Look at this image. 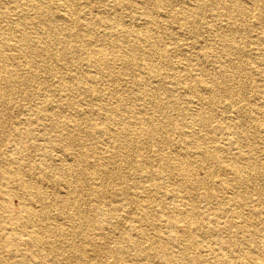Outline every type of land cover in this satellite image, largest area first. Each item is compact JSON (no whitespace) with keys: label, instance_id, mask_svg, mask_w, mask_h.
Returning <instances> with one entry per match:
<instances>
[{"label":"rangeland","instance_id":"1","mask_svg":"<svg viewBox=\"0 0 264 264\" xmlns=\"http://www.w3.org/2000/svg\"><path fill=\"white\" fill-rule=\"evenodd\" d=\"M139 1L122 0V3H120V0H73V6L65 0H44L45 4L54 7L59 15L63 13L67 17L65 22L68 21L70 24L73 22L74 30L77 29L76 27H80L78 25L80 23L91 22L93 24L92 28L96 30V32L92 31L91 33L97 36L98 34L99 36H104L100 35L101 32L110 30L99 25L100 18L103 19L107 13H113L114 11L120 16L123 25H128L130 28L148 27L150 30L148 38L152 41H160L159 50L161 52L158 51L160 55L153 56L154 60L152 59V63L147 64L140 54V59L137 61L139 66L136 69H127L122 72L119 78H115L113 75L121 67V62L116 57L114 49L109 51V45L105 42L94 41V43L102 44L109 51L112 69L106 73L97 65L92 64L87 56L85 48L94 43L85 47V45L79 43L81 42L80 38L76 40L77 47L74 49L69 43L67 44V48L64 51L68 56H75L72 60L74 62L59 72L55 58L61 52L60 46L62 42L69 40L67 33L62 31V29L56 34H47L46 37H44L45 34H40L42 36L40 42H46L47 46L51 45L47 47L46 54L39 58L37 64L30 67L25 63L19 49L23 41L21 42L17 36L15 30L17 26L14 24V27L11 22L13 23L19 17L22 7H18V5L21 4L25 5L24 7L28 9L27 12H30V16H37L38 14L36 10L31 9L28 0H0V29L7 27L9 29L8 36L11 38L10 40L7 34L0 36V57L3 59L4 56L12 55L16 52V55H12L15 57L11 62L4 63L0 61V70L3 73L12 71L14 79V84H12L0 75V89L9 83L6 92L1 93L0 91V264H17V259H20L22 254L29 255L30 259L35 262L38 261L39 264H93L94 262L95 264H115L113 258L116 253L118 255V248L127 245V243L123 239L120 240L119 236L113 232L114 230L111 229L112 225L114 227L115 225L129 227L134 237L139 239L134 226L137 224L136 219L139 218L141 211H143L141 207L144 202L147 203V205H144V209H147L151 215H161V218L164 219L172 210L174 203L187 201L186 198L184 201H179L178 198H174L175 200L172 201L169 198H164L165 196H160L161 194L168 195L169 193H176L177 196L182 195L177 189L181 181L179 177H170L168 173L161 170V161L160 159L156 160L154 151L160 149L162 152H169L168 156H172L173 151L177 153V150L180 149L179 126L195 133L202 129L193 120L192 113L194 109H212L214 114L210 121L212 125L219 124L223 120L236 121L238 116L235 117L232 109H247L244 113V116H248L244 119V122L246 121L245 129L252 123L250 117L256 119L254 118V109H259L261 102H264V96L259 94L257 90L264 85V80L259 75L251 73L245 79L242 75L234 74L232 82L234 95L231 97L223 91L218 97L210 99L208 91L203 89V87L201 88V84L210 80L212 78L211 75L218 73L220 68L230 69L231 66L237 65L242 61L246 63V66L255 67L260 65V59L264 57V3L250 4L247 2L246 11L241 15H238L237 12L229 13L222 4H219L214 7L219 10V16L214 18L212 10L206 4L207 0H196L197 3H202L206 6H203L194 15L190 10L182 14L180 10L182 1L168 0L170 3L168 8L169 16H167V12L161 9L155 10L153 4L149 5L157 20L156 24H150L149 18L143 9H134V6H131ZM194 1L188 0L189 9L197 4L193 3ZM116 3H120V5ZM164 19L167 22H162ZM226 19H233L236 22L237 28L235 31L231 29L230 25H226ZM215 21L218 22L219 26L216 30H213L212 24ZM121 29L125 28L117 27L112 29L114 31H112L113 35L111 37L117 38ZM26 30L32 36L36 35V31L32 26H27ZM41 30L39 32H43V29ZM215 31L219 37L214 35ZM127 35L130 40L134 38L130 33H127ZM83 36L85 37V34ZM222 36L229 37L232 43H241L239 44L241 47L244 44L245 51L243 55L237 56L233 50H230L226 42L223 41ZM6 38L15 44V49L12 45V51L5 45ZM164 56L169 58L172 68L169 71L171 74L168 78H165L161 73L165 69V66L162 67L163 69L161 68ZM151 65L155 66L153 70L149 69ZM157 66L158 72L155 71ZM195 79L201 81L200 88L194 85ZM148 82H161V91L155 93V91L146 90L145 84L148 85ZM78 83L81 87L77 89L74 86H77ZM222 87H227V83H223ZM164 88L171 90L170 105L168 100L163 97L162 91ZM145 101L147 102L145 103ZM156 102L160 103L158 106L160 109L154 105ZM132 103L134 109L135 107H141L142 117L145 119L153 117L155 122L160 127H163L165 137L167 136L169 140V145L167 143L168 146L166 148V146H157L155 143L154 145L152 143H144L141 145L142 148L138 150L137 141L140 138H137L135 134H131L134 149L129 146H126V148L129 151L138 150L139 153H137V156H131V162L127 167L125 163L121 162L117 154L116 149L119 146V141L99 133L100 126L98 125L105 120L103 119L105 117L104 113L108 115L109 111L112 110V114L120 119L129 116L130 113L127 112V109ZM106 109L109 110L107 111ZM138 110L136 109L137 112ZM165 114L170 115L169 122L163 120ZM69 116L73 117L72 121L69 120ZM52 122L58 123L59 133H64L77 127L79 145L69 146V150L61 146L49 147L46 139L51 136L54 137L56 133V129L51 126ZM136 122L146 123L142 120ZM109 125L113 124L109 123ZM118 126L122 127L123 125ZM119 130L121 131V129ZM199 133L197 135L204 136V140L209 145L219 143L224 136L219 130L212 131L211 129H203ZM258 133L260 139L254 143L252 138L240 140V143L243 144L242 149L254 146V144L257 146V142L260 140L261 146L264 147V128H261ZM234 135H239V132ZM57 143L61 144L60 141ZM45 146L48 147L43 149ZM76 153H78L80 164L82 165H85L88 161L103 162L105 166L117 173L115 178H111L108 175L102 176L103 186L113 189V193L111 192L108 196L101 194V184L99 182H95L98 183L95 184L89 180L92 176L89 173L91 172L90 169L85 167V171L80 175L81 186L76 198H78L84 209L87 208L88 214L93 218L95 224L101 222L104 237L101 238L98 235L97 232L99 230L97 229H93L92 236L107 249V252L99 253L92 261L91 259L89 261L86 259L88 256L91 257L89 252L85 258L78 254L77 256L75 253L80 247H88L83 238L84 235L80 233V227H84L85 222L68 214L67 210L56 200L51 201L53 198L46 203L43 198H37L34 192L20 194L17 187V177H13L16 167L20 166L21 175L25 176L30 183L39 180L42 190L47 192L48 196H51L50 193L56 190L64 193L69 190L68 185L65 183L68 177L60 181L63 178V174L60 173L57 167L60 166L61 168L62 166L65 168L70 166L73 169L76 162ZM222 153L227 157L225 158L227 160L234 156L233 151L229 149L224 150ZM13 157H16V162L12 160ZM141 157L149 160L148 176H145L142 171L136 170L138 161L142 159ZM261 161H264V159ZM210 168L209 163L197 166L194 170L195 177L204 179L207 170ZM46 171L47 177L42 178V173ZM214 173L210 176L212 180L221 177L219 172ZM74 174L75 169L71 170L69 175L72 176ZM120 174L123 176L124 183L120 179ZM257 178L262 180L263 177L258 176ZM155 183L157 184L154 185ZM124 184L130 189V192L135 191L140 194L138 198L134 199V201L141 204L140 207L134 202L126 203L127 205L124 203L122 194H120V189L124 187ZM146 188L150 189L151 192L149 194L145 191ZM202 190L201 186L196 187L195 191L193 190L192 202L194 208L200 213L199 220L201 222L203 220L208 221L210 218L213 221L211 226L214 231L207 234L208 236L205 235L206 237L198 239L213 247H216L220 241L236 243L235 241L238 240L245 245L242 249H251L253 243L247 242L246 235L234 233L229 228L228 222L222 216L217 215L218 213L215 211L212 200H209ZM238 190L243 192L242 194L246 200L247 198L249 200L248 202L246 201L248 206L245 210L241 207L245 214H248L246 211L253 207L258 208L260 211L259 216L262 221L256 226L261 228L263 232L258 240L264 241V200L259 197L260 195L253 188L246 190L238 188ZM16 192L21 197L16 195ZM225 192L228 193L229 190H225ZM151 193H154L155 196ZM260 194L264 195V185L261 187ZM131 195L132 193H130ZM106 202L116 209L117 218L105 219L102 213L91 209L97 203L102 206ZM23 203L28 204L33 210H39L42 207L46 211V216L38 219L30 217L29 212L21 208ZM179 207V210H184L185 208L181 204ZM9 214H12L11 216L15 217L19 224L24 223L26 228L22 226L16 229L14 223L7 217ZM257 217V214L253 216V218ZM166 226L165 223H160L156 224L155 227L148 224L143 227H145L144 231L149 239L154 240L153 234L155 232L162 233V231L164 234L167 230ZM181 227H183L182 224L177 223L174 226V231L178 233L177 229ZM29 230L40 231L44 241L41 246L35 247L34 243L28 240ZM195 238H180V240H176V238L171 239L167 235L158 239V241L154 240L155 243L151 247L149 246V240L144 239L143 241H138L141 249L144 248L142 251L139 248H135V250L129 249L124 261L119 262L130 263L134 261L132 258H135V261L139 260L143 264H183L180 260L181 256L187 259L198 252H200V256L202 254L203 258L205 252L197 250V246L193 245L198 240L196 239L195 241ZM116 241L118 242L117 244ZM185 243H192L186 247V251L183 247ZM53 245H57L58 249L52 247ZM161 245H164L163 251L165 254L160 252ZM28 248L36 250L31 253ZM240 253V250H236L234 254L238 256Z\"/></svg>","mask_w":264,"mask_h":264},{"label":"bare ground","instance_id":"2","mask_svg":"<svg viewBox=\"0 0 264 264\" xmlns=\"http://www.w3.org/2000/svg\"><path fill=\"white\" fill-rule=\"evenodd\" d=\"M65 1L69 2V4H72L74 6L73 0H65ZM180 1H182L181 6H180V10L182 14H185L190 10V12L194 15L197 12H199L203 8V6H206L202 3H197L195 0L193 3L195 4L197 3V4L193 5L194 7L192 6V8L189 9L188 0H180ZM207 1L208 2L206 4L212 10V16L214 18L219 16V12H218L219 10L214 8L215 6L219 4H222L224 8L226 9V11H228L229 13L237 12L238 15H241L246 11L245 6L247 2H249L250 4L264 3V0H207ZM120 3H122V0H120ZM120 3H116V4L120 5ZM28 4L31 7V9L36 10L38 15L30 16L29 15L30 12H27L28 9L24 7L25 6L24 4H21V5H18V7L19 6L22 7L21 13L19 17L15 19L13 23L11 22V24L13 26L14 24L17 26V28L14 26L17 32V36L19 37L21 42L23 41L19 49H20V52L22 53V56L24 57L25 63L28 64L30 67L37 64V61L39 60V58L43 57L46 54L47 49H48L47 47L51 45L50 44L47 46L46 42L43 43L42 40H41L42 42H40V39L42 37L40 34H43V35L45 34L44 37H46L47 34H56L61 29L62 31H65L67 33V37L69 38V40L62 42V45L60 46L61 52L59 56L55 58L58 64L59 72L69 67V65L74 62L72 60L75 58V56H71V55L68 56L64 50L67 48L66 46L68 43L70 44V46H72L73 49L76 48L77 47L76 40L79 38L81 41L79 43L82 45H85V47L93 44L94 41L96 42L100 41V42H105L107 45H109L108 46L109 51L110 49H114V52L116 53V57L121 62V67L119 68V70L116 71L117 73L113 75L115 78H119L122 72H124L127 69H130V68L136 69V67L139 66L137 61L138 59H140V54L143 60L147 62V64L152 63L153 56L160 55L158 53V51H160L159 50L160 41L159 40L152 41L148 38L149 36L148 33L150 32L148 27L130 28L128 25H123L122 21L120 20V16L116 14L115 11L113 13H107L103 17V19L100 18L99 25L104 28L110 29V30L101 32L100 35H104V36H99V34L97 36L96 34L91 33L92 31L96 32V30L92 28L93 24L91 22H83V23L78 24L80 27H76L77 28L76 29L77 31H76L74 30V27L72 26L73 22L71 24L68 23V21L65 22V18L67 20V17L63 13H61L62 15H59L56 9L54 7L47 6L44 0H28ZM150 4H153L155 6V10L161 9L162 11L167 12V16H169L168 8H169L170 3L168 2V0H140L138 3L136 2L131 6H134V9H138V8L143 9L145 11L146 16L149 18L150 24H156L157 20L153 15L151 6H149ZM162 22H167V20L164 19ZM29 25L35 29L36 31L35 36H32L31 34H29L28 31L26 30V27ZM226 25H230L233 31H235V29L237 28L236 22L233 19L232 20L226 19ZM212 26H213V30H216L219 24L218 22L215 21V23H213ZM117 27H120V28L123 27L127 30L121 29L118 32L120 33V35H118L117 38H113L111 37L113 35L112 31H114L112 29H115ZM41 29H43V32H39V31H42ZM82 32L85 34V37L83 36L84 34ZM127 33H130L134 38L130 40ZM2 34H7V37L11 40V38L8 36L9 29L7 27L0 29V36ZM214 35L216 37L217 36L219 37L216 31ZM263 36H264V32H263ZM8 38H6L5 40V45L8 47V49L12 51L13 50L12 45L14 46V49H15V44L11 42L10 40H8ZM222 38H223V41L226 42L227 47L230 50H233L237 56L243 55V52L245 51L244 44H243V47H241L239 45L241 43H232L229 37L222 36ZM96 42L93 45L85 48L87 50V56L90 59V62L92 64L97 65L101 70H103V72L108 73L112 69L111 62H110L111 57L109 55V51L102 44H97ZM15 53H13L12 55H16ZM12 55L8 54L7 56H4L3 59L2 57H0V61L4 63L11 62L12 59L15 57ZM263 58L260 59V65L255 66V67L246 66V63L242 61L240 63L237 62L239 64L231 66L230 69L225 70V69L220 68L218 70V73L212 74L211 75L212 78L206 81V83L201 84L200 83L201 81L199 79H195L194 85L197 88H200V84H201V88L203 87V89L208 91L210 99L218 97L223 91L226 92L229 97H231L234 95L233 85H232L234 74H238L239 76L242 75L243 78L246 79V77L249 76V74L254 73L256 75H259L260 78L264 80V59ZM162 59L163 61L161 63V68L165 66V69L162 68L163 71L161 70L160 71L165 78H168L170 77V74H171L169 72L172 69L171 63L169 61V58L166 56H164ZM149 67H150L149 69H152V70L155 68V66L153 67L152 65ZM157 68L158 66L156 67V70H155L156 72H158L159 70ZM0 75H2L3 79H6V81H9L10 83L14 84V79L12 77L13 75L12 71L3 73L0 70ZM223 83L224 84L227 83V87H222ZM8 84H5L0 89L1 93H4L8 90L7 88ZM148 85L145 84L146 90L148 91H155V93H159L161 91V88H162L160 87L161 82H157V83L148 82ZM74 87L78 89L81 86L78 83L77 86H74ZM257 90L259 94L264 96V85ZM170 93H171V90L169 88L167 89L164 88V90L162 91L163 97L165 100L166 99L168 100L169 105H170L169 99L171 97ZM146 102L147 101H145V103ZM159 104H160L159 102L154 103V105L157 108H159L158 107ZM141 105H144V104H141ZM133 106L134 105L132 103L131 106L128 107L127 112L130 113V115L125 118L123 117V119H120L118 116L116 117L115 115H113L112 114L113 110L109 111L108 115L102 112L105 114V117L103 118L105 120L98 125L100 126L99 133L103 135H108L111 139L115 141L116 140L119 141V146L116 149L117 154L119 155L121 162L125 163L127 167H128V164L131 162V156L132 155L137 156L138 155L137 153H139L138 150L142 148L141 145H143L144 143L145 144L152 143L153 145L155 143L157 146L159 145H161V147L166 146V148L169 145V140L167 136L165 137L163 127H160L155 122V119L153 117H149L147 119L142 117L141 110H140L141 107H135L134 109ZM260 106L261 107H259V109H254L255 117L254 116L252 117L256 119H253L250 117L252 123L251 125L247 124L248 126L246 129H245L246 121L244 122V119H246L248 116H244V113L247 111V109H232V112L235 113V117L238 116L236 121L229 122V121L223 120L221 123L219 124L216 123L213 125L210 123L211 118L214 117L212 109H194V112L193 113L191 112L194 117L193 120L202 127L201 130L203 129H211L212 131L219 130V132L224 134L223 139L220 140L219 143H214L213 145H209L204 140L205 138L204 136L197 135V134H200L199 132L201 130L200 131L198 130L199 132L195 133V132L187 131L186 129H183L182 127L179 126L178 136H179L180 149L177 150L178 152L175 153L173 151L172 156H168L169 152L168 153H166V151L162 152V150L160 151V149L158 151L157 150L154 151L156 155L155 156L156 160L160 159L161 161V170L163 172L168 173L170 177H173V178L179 177L181 181L179 182V187L177 189L180 193H182V195L177 196L176 193H173V194L169 193L168 195L161 194L160 196L161 197L165 196L164 198H169V200H172V201L175 200L174 198H178L179 201H182V200L184 201V199L186 198L187 201L184 203H180V202L174 203L172 205V210L170 211V213L166 215V218L164 219L161 218L162 217L161 215H157V216L156 214L151 215L147 209H144L145 207L144 205H147V203L144 202V204L141 207V210L143 211H141L142 213L140 214L139 218L136 219L137 224L134 226L136 235L139 236V239L134 237V235L130 232L129 227L127 226L122 227L119 225H115L114 227L112 225L111 229L114 230L112 231L115 232L119 236L120 240L123 239L127 243V245L120 246L118 248L119 253L118 255L116 253L114 255L115 257L113 258L115 264L118 263L119 261H124V258L126 254L128 253L129 249L135 250V248L137 249L139 248V250L142 251L144 248L141 249V246L139 244L140 242L138 241H143L144 239L149 240V246L151 247V245L155 243L154 240L158 241V239H161L162 237H165L167 235H169L171 239L176 238V240L177 239L180 240V238L194 239V237H196L195 238V241H196V239L200 237L204 238L206 237L205 235L212 233L214 231V228L211 226L213 221L209 218L208 221L203 220L201 222V220H199L200 213L194 208V205L192 202V196L194 195L195 188L198 186H201L203 189L202 190L203 193L208 197L209 200H212L215 211L218 213L217 215L222 216L225 219V221L228 222L229 228L232 229L234 233H240L242 235H246L247 242L253 243L252 244L253 246L251 249H242L243 246H245L244 243L236 240L235 241L236 243L220 241L218 242V245L216 247H213L210 244L206 245V243H204L203 240L198 239L193 245L197 246V250L204 251L205 252L204 256L206 258L204 256L202 258V254L200 256V252H198V253H195L192 257L187 258V259L186 257L181 256L180 257L181 263L193 264V263L205 262L206 264H264V241L258 240L262 236L263 232L261 228H258L256 226L260 221H262V219L259 216L260 211L258 210V208L253 207L246 211L248 214H245L241 210V207H243V209L245 210L246 207L248 206L247 202L249 200L248 198L246 200V198L242 194L243 192L238 190V188H241L244 190L253 188V190H255L256 193L260 195L259 197H261V199L264 200V195L260 194L261 187L264 185V161H261L262 159H264V147L261 146V140L257 142V146H255L254 144V146L252 145V146L246 147V149H242L243 144L240 143L241 142L240 140L242 139L249 140L252 138L254 139L253 143L260 139L258 132L260 131L261 128H264V109H263L264 102H261ZM105 107L107 108L106 105ZM136 109H139L138 112L136 111ZM102 110H105V109H102ZM106 110L108 111L109 109H106ZM69 120L72 121L73 117L69 116ZM138 120L145 121L146 123L136 122ZM163 120H165L166 122H169L170 115L165 114L163 116ZM109 123L113 125H109ZM121 124L123 126L119 127L118 125H121ZM51 126H53L56 129L55 131L56 133L54 134V137L51 136L46 139V142L49 147L61 146L69 150L70 149L69 146L79 145L78 136H77L78 135L77 127L73 130H69L64 133H59L60 130H58L59 125L57 122H52ZM119 129H121V131ZM238 132H239V135L235 136L234 134H237ZM131 134H135L137 135V138H140L137 141L138 150H132L133 152L127 150L126 148V146H129L130 148L134 149L133 138H131ZM59 141L61 142V144L57 143ZM48 146L43 147V149H46ZM226 149L233 151V154H234L233 158L228 159V160L225 159L227 157H225L222 152ZM78 151L80 152V150ZM44 154H48V153H44ZM141 158L142 159H140L137 163L138 167L136 168V170H140L143 172L145 176H148L149 175V171H148L149 160L144 157H141ZM12 160L15 162L17 161L16 157H13ZM75 161H76L75 167L73 168L75 169V174L72 176L69 175L71 173V170H73L71 169L70 166L65 167V168L62 166L61 168L60 166L57 167L60 170V173L63 174V178L60 181H62L65 177H68V179L65 180V183L68 185L69 190H67L64 193H60L59 191L56 190L50 193L51 196H48L47 195L48 193L42 190L39 180H36V182L30 183L25 178V176L21 175L20 166L16 167L15 175H13V177L14 176L17 177V180H18L17 187L19 189L20 194H25V193L30 194L34 192L37 198H43L46 201V203L51 198H53L51 199V201L56 200L63 208L67 210L68 214L72 215L74 218L81 219L85 222V226L80 227V233L84 235L83 238L86 241V244L88 245V247L86 246L80 247L76 250L75 253L76 255L78 254L85 258L87 257V253L89 252L91 257L88 256L86 259H88V261L91 259L92 261V259L95 258L99 253L107 252V249L101 243L96 241L94 236H92L93 229L94 230L97 229L99 230V232H97L98 235L101 238L104 237V231H102L103 226H101V222L95 224V221L93 220V218L89 216L87 208L84 209V207L79 203L78 198H76L80 190L79 187L81 186L80 175L83 173V171H85V167L87 169H90L91 172L89 173L92 176L90 177L89 180L92 183L99 182L101 184V189H100L101 194L108 196L110 195L111 192L113 193L112 191L113 189L112 188L108 189L103 186L102 180H101L102 176L108 175L111 178H115L117 177V173L113 169H109L107 166H105L103 162L88 161L87 163H85V165L80 164L78 153L75 154ZM204 163H209L211 168L207 170L204 179H197L194 175V170L197 166H200ZM214 172H217V173L219 172L221 177H218L212 180L210 176ZM47 175H48L47 171L42 173V178L47 177ZM258 176H262L263 177L262 180H259L257 178ZM120 179L123 183L125 182L123 180L122 174H120ZM249 183H250V186H249ZM95 184H98V183H95ZM156 184L157 183H155L154 185ZM225 190H229V192L226 193ZM145 191H147L148 194L151 192L149 188H146ZM129 192H130V189L126 186V184H124V187L120 189V194H122V200L124 201V203L128 204L129 202H134L138 207H140L141 204L134 201V199L138 198L140 194H137L135 191H133V192H130L132 193V195L130 196ZM20 194L16 192V195H18L19 197H21ZM151 194L155 196L154 193H151ZM180 204L185 207L184 210H179ZM21 208L28 211L30 217L32 216L34 219H38L40 217L46 216V211L42 209V207L41 209L36 208L39 210H33L28 204L23 203ZM91 209L93 211L102 213L105 219L117 218V215L115 213L116 209L112 205H110V203L109 204L107 202L103 203L102 206H99L97 203ZM255 214L258 215L257 218H253ZM11 215L12 214H9L7 217H9L10 221L14 223V226L16 227V229L22 226H25L26 228V225L24 223L19 224L17 222V219ZM160 223H165L167 225L166 226L167 230L164 233L165 235L163 234V231L162 233L155 232V234H153L154 240L149 239L147 233L144 231L145 227L143 226L148 224L150 226L155 227L156 224H160ZM177 223H181L183 226L180 229H177L178 233L174 231V226ZM29 233L30 234L28 235V240H30V242H33L35 247H39L43 244L44 242L43 237H41L39 230H31V231L29 230ZM117 241H116V244L118 243ZM191 244L192 243H185L183 245L184 250L186 251L187 250L186 247H188ZM164 245H161L160 247V250H161L160 252L163 254H165L163 251ZM52 247H55L56 249H58L57 245H53ZM28 250L29 252L33 253L36 249L32 250L28 248ZM236 250H240L241 252L240 255L236 256L234 254ZM144 253H145V250H144ZM255 256H258V257H255ZM132 259H134V261H131L130 263L127 262V263L128 264H143L139 260L135 261V258H132ZM127 263L119 262L118 264H127ZM17 264H39V262L33 261L32 259H30V256L27 254H22L20 259H17ZM93 264H95V262Z\"/></svg>","mask_w":264,"mask_h":264}]
</instances>
